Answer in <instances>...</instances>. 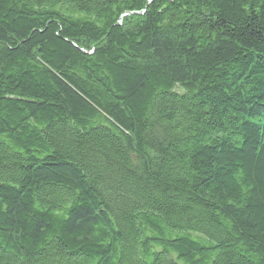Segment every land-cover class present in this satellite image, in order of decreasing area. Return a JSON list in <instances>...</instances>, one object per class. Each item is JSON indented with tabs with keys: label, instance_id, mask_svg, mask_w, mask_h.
<instances>
[{
	"label": "trees",
	"instance_id": "16d2710c",
	"mask_svg": "<svg viewBox=\"0 0 264 264\" xmlns=\"http://www.w3.org/2000/svg\"><path fill=\"white\" fill-rule=\"evenodd\" d=\"M0 264H264V0H0Z\"/></svg>",
	"mask_w": 264,
	"mask_h": 264
}]
</instances>
